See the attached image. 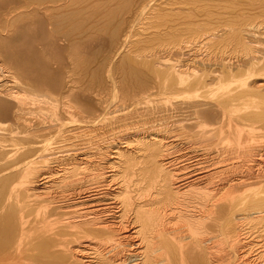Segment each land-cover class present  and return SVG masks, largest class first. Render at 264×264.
Wrapping results in <instances>:
<instances>
[{
  "label": "bare ground",
  "instance_id": "1",
  "mask_svg": "<svg viewBox=\"0 0 264 264\" xmlns=\"http://www.w3.org/2000/svg\"><path fill=\"white\" fill-rule=\"evenodd\" d=\"M0 264H264V0H0Z\"/></svg>",
  "mask_w": 264,
  "mask_h": 264
}]
</instances>
